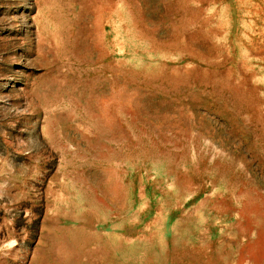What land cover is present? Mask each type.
<instances>
[{
    "label": "rangeland",
    "instance_id": "1",
    "mask_svg": "<svg viewBox=\"0 0 264 264\" xmlns=\"http://www.w3.org/2000/svg\"><path fill=\"white\" fill-rule=\"evenodd\" d=\"M0 264H264V0H0Z\"/></svg>",
    "mask_w": 264,
    "mask_h": 264
}]
</instances>
